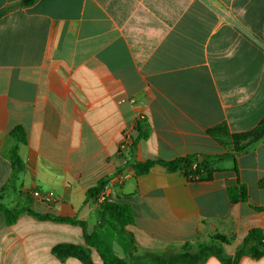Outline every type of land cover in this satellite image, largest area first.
<instances>
[{
  "label": "crops",
  "instance_id": "crops-1",
  "mask_svg": "<svg viewBox=\"0 0 264 264\" xmlns=\"http://www.w3.org/2000/svg\"><path fill=\"white\" fill-rule=\"evenodd\" d=\"M21 2L0 0V264H85L54 253L65 245L104 264L85 233L130 264L217 235L232 237L219 244L233 258L251 229L264 234V141L215 162L208 181L158 163L143 175L132 168L223 154L208 129L242 133L264 118V0ZM102 179L108 200L133 212L122 232L109 214L100 222L88 196ZM238 182L249 199L232 203ZM34 189L58 201L39 202Z\"/></svg>",
  "mask_w": 264,
  "mask_h": 264
},
{
  "label": "trees",
  "instance_id": "trees-1",
  "mask_svg": "<svg viewBox=\"0 0 264 264\" xmlns=\"http://www.w3.org/2000/svg\"><path fill=\"white\" fill-rule=\"evenodd\" d=\"M35 2V0H22V6H28ZM207 133L216 140L226 152L220 155L204 156V160L200 161L201 155H186L178 157L173 160L165 161H146L132 163V168L137 175L147 174L151 168L156 164H160L170 172H181L182 175L190 182L193 181H208L213 178L215 169L212 165L220 160L233 158L236 160L237 155L247 153L256 147L259 143L264 141V118L259 124L246 132L231 133L226 123H220L210 129ZM19 141H24L23 135L15 134ZM13 158L17 161L15 149L13 151ZM107 181L102 179L99 184L88 191V196L97 199L98 195L105 191ZM261 188H264V179L259 183ZM228 195L232 203L246 202L249 199L247 187L238 182L236 186L228 188ZM256 210H261L259 207H254ZM7 221L10 223L14 220L15 215H12L9 210L4 209ZM100 222L103 221L106 215H110L115 219L122 232L125 226L132 224L134 216L131 208L127 205L116 204L107 200L101 205L99 209ZM55 220L70 221L78 223L85 227V223L69 218L54 217ZM85 238L90 246H94L100 254L104 264H130L126 260L118 257L113 248L106 243L97 233L87 234ZM232 237L217 235L212 238L210 243H202L197 246H187L180 254L170 258L152 257L158 264H201L207 257L214 255L218 257L224 264H237L243 256H250L253 258H261L264 256V234L261 229H251L244 239L239 243L236 248L235 254L232 257L224 256V252L219 243L230 244ZM83 248L65 245L56 247L54 253L61 255H73L81 257L85 264H92L91 261L82 255ZM84 257V258H83Z\"/></svg>",
  "mask_w": 264,
  "mask_h": 264
},
{
  "label": "built area",
  "instance_id": "built-area-1",
  "mask_svg": "<svg viewBox=\"0 0 264 264\" xmlns=\"http://www.w3.org/2000/svg\"><path fill=\"white\" fill-rule=\"evenodd\" d=\"M31 197L39 202L45 204H53L58 201L55 193L53 191H43L39 189H34L31 191ZM108 200L105 191H102L97 199L95 200L96 205L100 208Z\"/></svg>",
  "mask_w": 264,
  "mask_h": 264
},
{
  "label": "rangeland",
  "instance_id": "rangeland-1",
  "mask_svg": "<svg viewBox=\"0 0 264 264\" xmlns=\"http://www.w3.org/2000/svg\"><path fill=\"white\" fill-rule=\"evenodd\" d=\"M205 243H210V242H209V241H206ZM199 244H202V243H199ZM199 244H198V245H199Z\"/></svg>",
  "mask_w": 264,
  "mask_h": 264
},
{
  "label": "water",
  "instance_id": "water-1",
  "mask_svg": "<svg viewBox=\"0 0 264 264\" xmlns=\"http://www.w3.org/2000/svg\"><path fill=\"white\" fill-rule=\"evenodd\" d=\"M200 159H201V160H203V159H204V157H201Z\"/></svg>",
  "mask_w": 264,
  "mask_h": 264
}]
</instances>
